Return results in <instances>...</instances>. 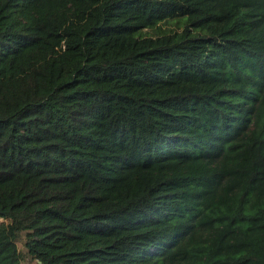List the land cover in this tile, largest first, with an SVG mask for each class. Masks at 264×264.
<instances>
[{
    "label": "trees",
    "instance_id": "16d2710c",
    "mask_svg": "<svg viewBox=\"0 0 264 264\" xmlns=\"http://www.w3.org/2000/svg\"><path fill=\"white\" fill-rule=\"evenodd\" d=\"M25 257L264 264V0H0V264Z\"/></svg>",
    "mask_w": 264,
    "mask_h": 264
},
{
    "label": "rangeland",
    "instance_id": "374dc122",
    "mask_svg": "<svg viewBox=\"0 0 264 264\" xmlns=\"http://www.w3.org/2000/svg\"><path fill=\"white\" fill-rule=\"evenodd\" d=\"M18 248L21 250V251H25L24 247H23V242L20 240L18 243ZM24 264H35V261L33 260H30L28 257H25L24 258V261H23Z\"/></svg>",
    "mask_w": 264,
    "mask_h": 264
}]
</instances>
